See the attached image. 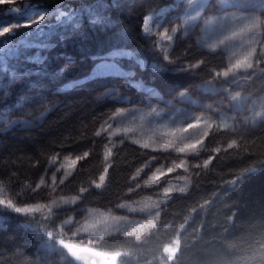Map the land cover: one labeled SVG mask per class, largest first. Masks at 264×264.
<instances>
[{
	"label": "trees",
	"instance_id": "obj_1",
	"mask_svg": "<svg viewBox=\"0 0 264 264\" xmlns=\"http://www.w3.org/2000/svg\"><path fill=\"white\" fill-rule=\"evenodd\" d=\"M29 4L54 14L0 38V264H77L60 241L117 264H264V0ZM117 50L157 69L96 68Z\"/></svg>",
	"mask_w": 264,
	"mask_h": 264
},
{
	"label": "rangeland",
	"instance_id": "obj_2",
	"mask_svg": "<svg viewBox=\"0 0 264 264\" xmlns=\"http://www.w3.org/2000/svg\"><path fill=\"white\" fill-rule=\"evenodd\" d=\"M29 1L30 0H22V4H20V7L23 8L25 7V11L22 12L21 14H16V13H13V12H8L5 16H3L0 20V24H3V23H9L13 20H16V21H20V20H23L25 19L26 16L28 15H31V16H38L39 14H41L42 12H46L47 13V16L46 18L43 20L45 21L49 16H52L54 13H50V12H47V10H36V9H33L35 7L31 6L29 4ZM204 1V0H202ZM27 3L28 5L24 6V3ZM33 7V8H32ZM59 13V12H58ZM56 13V14H58ZM42 22V21H41ZM24 46L26 47H33L35 50L36 48H39V49H42V48H48L49 46L48 45H42L40 42H36V41H33V40H30V41H25V44ZM117 51H125V52H128L129 54L128 55H125V56H118V57H111L110 54L100 58L99 60H97V64H96V68L98 70H107V69H115L119 74L121 73L123 75V77H128L129 79L133 78V74H131V72H127V71H124V69L122 68V62L124 60H127V61H135L137 63V65L141 68V69H150V70H155L157 69V67L155 65H152V64H149L145 61H141L139 60L134 53H132L131 51H128V50H117ZM1 56V55H0ZM105 57H108V59H105ZM43 60H44V57H43ZM43 60L41 61V59H36V62H34L36 65H42L43 63ZM114 63L115 64V67H101V63ZM120 63V64H118ZM50 209H39V210H25L23 211V214L24 215H27V216H32V215H37V214H41L43 212H51L49 211ZM65 225H63V228L61 229L62 232H64L65 230H67V224L64 223ZM80 246V245H78ZM178 246L179 244L177 242H174L171 246L167 247L166 248V252H167V256L168 257H171L175 252L178 251ZM38 247L40 248V250L45 253V254H51V253H57L58 251H60L58 249V247L56 245H54V243L49 240V239H44L42 237H39V243H38ZM110 256V259H111V262L112 264H117V261H118V255L116 254H109ZM167 257V258H168Z\"/></svg>",
	"mask_w": 264,
	"mask_h": 264
},
{
	"label": "snow or ice",
	"instance_id": "obj_3",
	"mask_svg": "<svg viewBox=\"0 0 264 264\" xmlns=\"http://www.w3.org/2000/svg\"><path fill=\"white\" fill-rule=\"evenodd\" d=\"M22 0H0V6H4V5H12V7H10L8 9L9 12H13L16 14H21L22 12L25 11V7L21 8L20 4H21ZM28 5L26 2L24 3V6ZM75 15V12H65V11H59L58 15H57V21L61 22L64 20L67 21H72L73 17ZM47 16L46 12H42L41 14H39L38 16H31L28 15L25 17V19L20 20V21H16L13 20L9 23H3L0 24V38H4L6 36L11 35L13 32L18 31L20 28H32L35 24L40 23L41 21H43ZM92 24H96V23H102L103 19L102 18H96L95 14H93V18L90 21ZM128 52L125 51H113L110 53L111 57H118V56H125L128 55ZM105 59H108V57H105ZM43 60V57H41V61ZM101 67H115L114 63H101L100 65Z\"/></svg>",
	"mask_w": 264,
	"mask_h": 264
},
{
	"label": "water",
	"instance_id": "obj_4",
	"mask_svg": "<svg viewBox=\"0 0 264 264\" xmlns=\"http://www.w3.org/2000/svg\"><path fill=\"white\" fill-rule=\"evenodd\" d=\"M253 170L248 172L251 174ZM59 245L64 247L77 264H112L109 253L89 246H78L68 242L60 241Z\"/></svg>",
	"mask_w": 264,
	"mask_h": 264
}]
</instances>
